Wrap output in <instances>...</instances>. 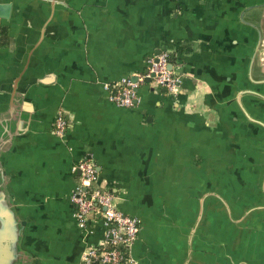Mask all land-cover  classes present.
Listing matches in <instances>:
<instances>
[{
    "label": "crops",
    "instance_id": "1",
    "mask_svg": "<svg viewBox=\"0 0 264 264\" xmlns=\"http://www.w3.org/2000/svg\"><path fill=\"white\" fill-rule=\"evenodd\" d=\"M7 3L0 109L25 65L31 78L56 73L34 89L26 154L13 159L20 211L36 215L28 242L44 263L82 264L104 240L99 217L81 229L70 200L71 167L88 157L117 207L141 222L140 264H264V0ZM165 50L182 76L177 94L146 79L134 106L110 100L106 85L136 79Z\"/></svg>",
    "mask_w": 264,
    "mask_h": 264
},
{
    "label": "built area",
    "instance_id": "2",
    "mask_svg": "<svg viewBox=\"0 0 264 264\" xmlns=\"http://www.w3.org/2000/svg\"><path fill=\"white\" fill-rule=\"evenodd\" d=\"M146 79H153L170 94H177L182 85V76L169 61L165 50L148 60L145 73L135 78L123 77L118 82L106 85L110 100L120 107H132L138 100L137 90ZM54 133L63 136L70 126L62 111L55 115ZM79 180L70 196L74 217L81 229L98 216L104 227V240L90 244L82 254V264H140L133 254L134 244L142 230L138 217L117 207L115 194L100 185L95 163L88 157L71 167Z\"/></svg>",
    "mask_w": 264,
    "mask_h": 264
},
{
    "label": "water",
    "instance_id": "3",
    "mask_svg": "<svg viewBox=\"0 0 264 264\" xmlns=\"http://www.w3.org/2000/svg\"><path fill=\"white\" fill-rule=\"evenodd\" d=\"M11 10V4H0V17L8 18ZM25 66L18 70L13 79V89L6 102L7 108L0 109V264H45L42 252L28 242L29 232L35 228L36 215L20 211L18 201L21 194L15 185L20 182L21 177L13 167V159L26 154V148L20 141L33 129L37 113L34 89L40 85L50 86L56 73L49 71L44 76L31 78L27 76L29 74L26 73ZM3 104L0 100V105ZM219 199L226 201L221 195ZM189 259L190 256L187 261Z\"/></svg>",
    "mask_w": 264,
    "mask_h": 264
},
{
    "label": "flooded vegetation",
    "instance_id": "4",
    "mask_svg": "<svg viewBox=\"0 0 264 264\" xmlns=\"http://www.w3.org/2000/svg\"><path fill=\"white\" fill-rule=\"evenodd\" d=\"M217 201H218V202H215V203H219L218 205H220V206L223 207L222 209L224 210V215L226 214V215L228 216V211H227V209H226L224 203H223L222 201H220V200H217ZM199 214H200V211H198L197 218H199ZM226 215H225V216H226Z\"/></svg>",
    "mask_w": 264,
    "mask_h": 264
},
{
    "label": "trees",
    "instance_id": "5",
    "mask_svg": "<svg viewBox=\"0 0 264 264\" xmlns=\"http://www.w3.org/2000/svg\"><path fill=\"white\" fill-rule=\"evenodd\" d=\"M173 60H174L173 55L169 52V61L174 66ZM75 175H76V178L79 180V175L77 173Z\"/></svg>",
    "mask_w": 264,
    "mask_h": 264
}]
</instances>
